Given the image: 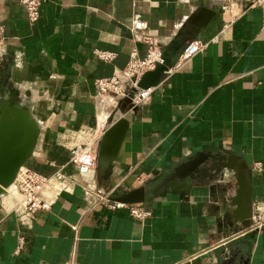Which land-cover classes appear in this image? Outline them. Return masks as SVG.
Masks as SVG:
<instances>
[{
    "label": "crops",
    "instance_id": "crops-1",
    "mask_svg": "<svg viewBox=\"0 0 264 264\" xmlns=\"http://www.w3.org/2000/svg\"><path fill=\"white\" fill-rule=\"evenodd\" d=\"M134 14L163 52L192 41L207 49L161 79L151 98L128 112L121 151L109 169L69 166L76 182L51 211L15 212L0 198V264H264V225L247 232L235 220L236 183L192 178L143 204V222L126 209L94 206L85 187L118 194L157 182L189 158L229 152L249 169L252 223L264 220V16L251 9L223 32L221 0H45L31 23L18 0H0V94L11 87L32 106L41 134L24 168L44 176L67 166L70 132L107 128L112 100L96 103L95 81L125 68L146 46L129 32ZM216 36L217 43H211ZM95 51L114 53L110 62ZM16 53L22 66H15ZM258 166V168H256ZM139 178V180L137 179ZM218 187L211 190L213 186ZM225 185L223 191L219 186ZM251 223V224H252Z\"/></svg>",
    "mask_w": 264,
    "mask_h": 264
},
{
    "label": "built area",
    "instance_id": "built-area-1",
    "mask_svg": "<svg viewBox=\"0 0 264 264\" xmlns=\"http://www.w3.org/2000/svg\"><path fill=\"white\" fill-rule=\"evenodd\" d=\"M18 2L25 8L28 21L34 23L39 19L40 8L45 0H18ZM251 9L261 10L264 16V0H221L223 32L229 30L237 20ZM128 29L136 42H141L146 46V53L141 57L137 51L131 52L125 68L117 71L111 77L95 81L96 103L100 104L104 100H112L113 112L108 125L121 117L119 104L125 99H130L134 107H139L151 98L155 88L141 89L139 87L140 80L146 73L153 71L157 65L163 63L162 46L156 38L147 34L149 24L142 16L134 14ZM2 41L3 38H0V45ZM218 41L219 37L216 36L211 40V43ZM208 44L202 41H192L186 44L175 62L174 68H181L191 58L203 53ZM1 51L0 49V53ZM95 55L99 60L106 63H110L116 58L114 53L108 51H95ZM14 62L15 66H22L21 54H15ZM104 131L100 128H82L70 132L68 135L70 140L68 164L58 169L51 176H44L27 168L21 169L14 183L20 199L11 209L29 217L51 211L59 195L77 183L72 175H68L64 171L67 167L72 166L82 171H96L98 165L97 148ZM137 179L139 180V178ZM117 190L118 187L107 189H98L92 185L85 187V193L93 200L94 206H104L112 210L126 209L131 218L140 222L151 216L150 211L143 204L125 205L113 202L111 197L118 194ZM263 225L264 220L259 215L247 229V232L259 231ZM196 259L197 256H192L180 264H193ZM64 264H78L76 253L73 252Z\"/></svg>",
    "mask_w": 264,
    "mask_h": 264
},
{
    "label": "water",
    "instance_id": "water-1",
    "mask_svg": "<svg viewBox=\"0 0 264 264\" xmlns=\"http://www.w3.org/2000/svg\"><path fill=\"white\" fill-rule=\"evenodd\" d=\"M184 44L168 47L163 52V63L146 73L141 78L139 87L144 90L158 87L163 76L172 68L173 59ZM136 109L130 99L122 101L119 104L121 117L111 122L103 132L97 148L98 177L103 176L118 157L130 126L126 114L129 111L135 112ZM40 134L41 122L33 114L32 106L24 103L15 90L8 87L0 94V198L7 194L21 169L33 156ZM226 172L232 174L236 183L235 196L231 200L236 208L235 220L244 229H248L253 217L249 169L238 156L226 151L189 158L157 182L123 191L111 197V200L125 205L144 204L188 177L204 183H224ZM217 187L218 184L211 190ZM219 188L225 191L227 187L222 185ZM232 261L229 258L227 264Z\"/></svg>",
    "mask_w": 264,
    "mask_h": 264
},
{
    "label": "rangeland",
    "instance_id": "rangeland-1",
    "mask_svg": "<svg viewBox=\"0 0 264 264\" xmlns=\"http://www.w3.org/2000/svg\"><path fill=\"white\" fill-rule=\"evenodd\" d=\"M20 199V196L17 194L16 189L14 188L13 191L8 194L7 200L9 202V204L11 203V201L13 202V204L15 205V203H17ZM10 200V201H9ZM13 204L11 207H13Z\"/></svg>",
    "mask_w": 264,
    "mask_h": 264
},
{
    "label": "bare ground",
    "instance_id": "bare-ground-1",
    "mask_svg": "<svg viewBox=\"0 0 264 264\" xmlns=\"http://www.w3.org/2000/svg\"><path fill=\"white\" fill-rule=\"evenodd\" d=\"M15 188L14 184L7 190V194L4 197H8V194H10L13 189ZM10 201V200H9ZM13 202L11 201L10 206H12ZM14 205V204H13Z\"/></svg>",
    "mask_w": 264,
    "mask_h": 264
}]
</instances>
